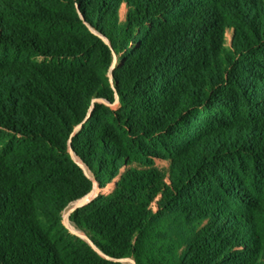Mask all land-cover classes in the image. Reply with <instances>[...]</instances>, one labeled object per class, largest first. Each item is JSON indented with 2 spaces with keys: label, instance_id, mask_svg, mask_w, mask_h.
Segmentation results:
<instances>
[{
  "label": "trees",
  "instance_id": "16d2710c",
  "mask_svg": "<svg viewBox=\"0 0 264 264\" xmlns=\"http://www.w3.org/2000/svg\"><path fill=\"white\" fill-rule=\"evenodd\" d=\"M128 258L264 264V0H0V264Z\"/></svg>",
  "mask_w": 264,
  "mask_h": 264
},
{
  "label": "water",
  "instance_id": "95a60500",
  "mask_svg": "<svg viewBox=\"0 0 264 264\" xmlns=\"http://www.w3.org/2000/svg\"><path fill=\"white\" fill-rule=\"evenodd\" d=\"M111 78H112V75H111ZM79 130V128L77 129V131ZM71 152H72V150H71ZM75 157V156H74ZM75 159L77 160V158L75 157ZM95 188H96V194L94 195V196H87V197H85V198H83V199H80V200H78V201H76V202H74L73 203V207H72V209L67 213V220L68 221H71L70 220V218H71V215H72V213L75 211V210H77V209H80V208H83V207H85L86 205H88L90 202H92L95 198H97L98 197V194H99V187L96 185L95 186ZM67 227H71V225L70 224H68L67 225ZM74 233H75V235H77V236H79V237H81L82 239H84V240H86L99 254H101V255H103L104 257H106L107 259H108V257L107 256H105L104 254H103V252L100 250V249H98L95 245H94V243L86 236V234L85 233H83V232H77V231H74ZM118 262H121V263H126V262H131L132 264H135V261L134 260H132V259H121V260H117Z\"/></svg>",
  "mask_w": 264,
  "mask_h": 264
},
{
  "label": "rangeland",
  "instance_id": "374dc122",
  "mask_svg": "<svg viewBox=\"0 0 264 264\" xmlns=\"http://www.w3.org/2000/svg\"><path fill=\"white\" fill-rule=\"evenodd\" d=\"M78 13H79V12H78ZM126 13H127V7H126L125 5H123V6L121 7V9H120V17H121V20H122V21L125 19V17H126ZM79 16H80V18H81L82 20H84V16L82 15V13H79ZM85 24L88 26V28H90V30H91L92 32H95V33L97 32V31H95L91 26H89L87 23H85ZM78 27H79L80 30H82V26H80V25H78L76 28H73V29L71 28L70 30H74V31H75ZM60 63H62V64H74V62H71V61H61ZM114 64L116 65V62H115ZM109 76H111V75L109 74ZM112 187H113V185H111V186L107 189V193L111 191ZM95 194H96V188H95L94 192H93L92 194H90V196H94ZM72 207H73V205H71L69 208H67V209L62 213V217H63L62 222H63L64 226L67 228V230L69 231V234H71L72 236H75L74 231H77V232H82V231L79 230V229L77 228V226H76L72 221H68V220H67V213L72 209ZM68 224L71 225L70 228L67 227ZM125 264H132V263H131V262H126Z\"/></svg>",
  "mask_w": 264,
  "mask_h": 264
}]
</instances>
